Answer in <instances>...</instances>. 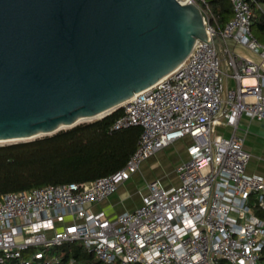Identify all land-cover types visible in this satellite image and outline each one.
<instances>
[{
  "label": "built area",
  "instance_id": "obj_1",
  "mask_svg": "<svg viewBox=\"0 0 264 264\" xmlns=\"http://www.w3.org/2000/svg\"><path fill=\"white\" fill-rule=\"evenodd\" d=\"M232 4L234 15L221 29L203 10L207 31L234 39L264 60L250 2ZM223 53L226 72L216 50L198 40L177 70L123 104L113 129L140 126L142 132L120 170L91 182L3 195L0 256L19 264H59L49 251L79 243L103 264H264V176L248 174L253 156L236 135L243 115L264 121V70ZM227 77L235 88L226 87ZM221 125L234 134L227 137L218 130ZM186 137L192 140L190 158L176 168L178 186L149 182L141 205L115 218L91 209L114 195L145 161Z\"/></svg>",
  "mask_w": 264,
  "mask_h": 264
},
{
  "label": "water",
  "instance_id": "obj_2",
  "mask_svg": "<svg viewBox=\"0 0 264 264\" xmlns=\"http://www.w3.org/2000/svg\"><path fill=\"white\" fill-rule=\"evenodd\" d=\"M198 40L224 72L223 50L264 70L247 46L210 35L192 0H0V143L121 109L177 70Z\"/></svg>",
  "mask_w": 264,
  "mask_h": 264
},
{
  "label": "trees",
  "instance_id": "obj_3",
  "mask_svg": "<svg viewBox=\"0 0 264 264\" xmlns=\"http://www.w3.org/2000/svg\"><path fill=\"white\" fill-rule=\"evenodd\" d=\"M248 1L254 11L253 32L260 41L257 35L264 33V0ZM197 4L211 12L213 24L220 29L234 15L232 0H197ZM122 114L123 109H118L51 136L0 145V198L46 185L91 182L123 168L137 148L133 131L139 129L137 134L141 135L142 128L113 129ZM49 252L61 259L59 264H70L72 260L103 264L79 243H66ZM0 264L19 263L0 256Z\"/></svg>",
  "mask_w": 264,
  "mask_h": 264
},
{
  "label": "crops",
  "instance_id": "obj_4",
  "mask_svg": "<svg viewBox=\"0 0 264 264\" xmlns=\"http://www.w3.org/2000/svg\"><path fill=\"white\" fill-rule=\"evenodd\" d=\"M225 85L228 89H231L235 88L237 83L235 80H233V78L227 77ZM219 128L225 133L227 137L232 136L235 132L232 127L227 125H221ZM137 132H139V129L138 131H133L134 137L132 140L135 147H137L140 139V134H137ZM236 135L244 138V147L253 156L248 166V174L264 176V121H259L252 119L247 115H243L239 120ZM191 143L192 140L189 137H186L159 151L155 156L145 161L141 167V170L134 174L131 179L122 187H120V189L114 195L102 203L91 206V209L94 212H104L108 217L115 218L126 211H133L138 208L141 205L142 197L139 196V198L133 203L128 202V187L132 184L134 179L147 177L148 181H151L165 178L164 175L161 177L159 175L162 172L161 170L164 159H158V155H171V157H175L174 172L171 174V179H167L163 181V183L167 187L178 186L180 181L176 174V168L180 164L189 160L190 156L188 149ZM163 158H165V156ZM156 173L159 174L155 175ZM146 192L147 187L145 193Z\"/></svg>",
  "mask_w": 264,
  "mask_h": 264
},
{
  "label": "rangeland",
  "instance_id": "obj_5",
  "mask_svg": "<svg viewBox=\"0 0 264 264\" xmlns=\"http://www.w3.org/2000/svg\"><path fill=\"white\" fill-rule=\"evenodd\" d=\"M257 36L259 37L260 41L262 43H264V33H260ZM87 122H90V121H87ZM68 129H70V128H68ZM218 130L221 132V129L220 128ZM43 137H45V136H43ZM28 141H32V140H28ZM22 142H24V141H22ZM12 143H17V142L0 143V145H7V144H12ZM164 156H165V158H163ZM158 159H161V160L164 159V161H163V167H162V170H161L162 172L160 174L159 173H156L155 175H158L159 174L160 177L162 175H164L165 178H162L161 179L160 177H158V178H160V180L159 179L157 180L161 184L164 185L163 181H165L167 179L170 180L171 179L170 177L172 176L171 174L174 172L175 157H171V155H158ZM151 181H155V180H151ZM151 181H148L147 177L140 178V179H134L132 181V184L128 187V195H129L128 202L133 203V202H135L136 199L139 198V196L142 197V195L145 193L147 184L149 182H151ZM49 254H50V252H49ZM220 264H229V262L222 261Z\"/></svg>",
  "mask_w": 264,
  "mask_h": 264
},
{
  "label": "bare ground",
  "instance_id": "obj_6",
  "mask_svg": "<svg viewBox=\"0 0 264 264\" xmlns=\"http://www.w3.org/2000/svg\"><path fill=\"white\" fill-rule=\"evenodd\" d=\"M104 115H105V114H104ZM104 115H101L100 117H98V118H96V119H99V118L103 117ZM96 119H95V120H96ZM85 121H86V120H85Z\"/></svg>",
  "mask_w": 264,
  "mask_h": 264
}]
</instances>
